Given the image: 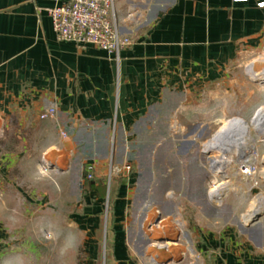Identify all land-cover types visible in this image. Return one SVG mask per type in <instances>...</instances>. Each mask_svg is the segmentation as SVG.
<instances>
[{
    "label": "crops",
    "instance_id": "0c3cea01",
    "mask_svg": "<svg viewBox=\"0 0 264 264\" xmlns=\"http://www.w3.org/2000/svg\"><path fill=\"white\" fill-rule=\"evenodd\" d=\"M66 1L0 0V200L3 171L24 156L60 174V193L72 187L66 216L88 239L87 264H264V189L250 194L264 167L258 178L240 172L251 146L241 179L179 170L176 186L200 193L174 192L157 173L216 121H251L264 105V0H114L130 39L116 54L56 38L47 11ZM50 106L55 115L40 119ZM5 244L0 236V264H16Z\"/></svg>",
    "mask_w": 264,
    "mask_h": 264
},
{
    "label": "rangeland",
    "instance_id": "374dc122",
    "mask_svg": "<svg viewBox=\"0 0 264 264\" xmlns=\"http://www.w3.org/2000/svg\"><path fill=\"white\" fill-rule=\"evenodd\" d=\"M243 118H246L244 120L248 125L246 141L249 146L252 145V149L257 153L258 170L256 176L258 178L261 169L264 167V144L260 130L254 127L249 117ZM222 123L216 121L211 126L209 133L203 132L199 137H195L191 149L186 153H179L177 158L174 155H169L167 160L161 162V168L157 173L166 172L169 175L170 188L174 192H201V186L197 184L182 186L179 189L173 182L178 179L179 170L182 171V177L186 179L201 180L208 178L212 182V180L223 178L222 173L215 171L216 168L213 167L214 172L209 167V158L221 154L216 151L203 152L204 143L216 135L215 133ZM172 124L176 123L173 122ZM5 144H8L7 138ZM176 145H181V143L177 142ZM183 151V148L180 149V152ZM246 151L248 152V150ZM224 154L234 161L239 158L235 148L226 150ZM14 159L3 171L6 179L1 180V194L5 195V201L0 200V225L4 231L7 230V233L0 236L1 242L12 248V257L16 260V264H87L89 257L88 239L86 235L77 233L71 219L66 216L72 211L74 203L72 202L73 189L68 187L69 184L66 183L71 176H66L67 178L63 179L66 186H62L63 191L60 193V174L57 176L55 171L47 170L45 165L41 168L31 169L24 156ZM226 167V173L221 172L227 176L230 174L228 178L241 179L245 177L235 173L237 168L235 171L231 166L227 165ZM262 189L264 186L258 185L250 194L260 193ZM60 211L64 217L60 215ZM136 224L138 223L133 222L132 226H136ZM142 227L145 234L141 233L140 236L142 238L147 237L146 241L151 244L153 242L152 231L150 232L147 222L143 223ZM142 244L144 243L142 242ZM142 244L138 242V245L142 246ZM101 254V259H104V249ZM2 262H4L3 258Z\"/></svg>",
    "mask_w": 264,
    "mask_h": 264
},
{
    "label": "built area",
    "instance_id": "2783aa9c",
    "mask_svg": "<svg viewBox=\"0 0 264 264\" xmlns=\"http://www.w3.org/2000/svg\"><path fill=\"white\" fill-rule=\"evenodd\" d=\"M132 1L136 4L143 0ZM263 4L264 2L259 3ZM47 12L58 40L88 43L115 54L130 44L129 37L121 34L115 24L114 0H68L48 9ZM262 55L264 59V45ZM55 112V106H50L44 109L39 117L45 119L54 116ZM252 157L251 162H245L240 167V172L251 178L256 176L258 170L257 153ZM124 168L129 171L131 166L126 164ZM93 177V170L88 166L84 178L91 180ZM254 184L257 182L254 181ZM147 264H157L155 257L151 256Z\"/></svg>",
    "mask_w": 264,
    "mask_h": 264
},
{
    "label": "bare ground",
    "instance_id": "6f19581e",
    "mask_svg": "<svg viewBox=\"0 0 264 264\" xmlns=\"http://www.w3.org/2000/svg\"><path fill=\"white\" fill-rule=\"evenodd\" d=\"M263 114H264V105L257 112L258 116L254 120V126L258 130H260L262 140H264V117H263ZM247 131H248V125L242 119L237 118V117L225 119L224 122L219 127V129L216 131V133H215L216 135L213 136V138L210 139L208 142L204 143L205 150L216 151L219 154H221L220 156L209 158V162H210V164L214 165V168H216L215 169L216 172L217 171H224L226 173V168H227L226 166L227 165L229 167L231 166L236 171V168L238 166L237 162L242 161V158L245 156L244 153L250 147L246 141L247 140L246 139ZM231 148H235V150L237 152V156H239L237 161H234L232 158H230L229 156H226L224 154L226 152V150L228 151ZM228 184H230V183H228ZM221 185L222 184H216V183L214 185H212V187L209 190L210 193L220 195L222 192V186ZM256 200L259 202V206H260V204H261V206H263L264 194L258 195V198ZM251 217H252V214L247 213L244 216V221H248ZM172 237H174V236H172ZM155 245H157V243H155Z\"/></svg>",
    "mask_w": 264,
    "mask_h": 264
},
{
    "label": "water",
    "instance_id": "95a60500",
    "mask_svg": "<svg viewBox=\"0 0 264 264\" xmlns=\"http://www.w3.org/2000/svg\"><path fill=\"white\" fill-rule=\"evenodd\" d=\"M258 115H257V113L255 114V116L251 119V123L254 125V120H255V118L257 117ZM244 121V120H243ZM245 122V121H244ZM255 127V126H254ZM262 142H263V144H264V140H262ZM203 152H205V153H208L209 152V150H203ZM50 165V164H49ZM209 167L213 170V165L212 164H210L209 163ZM214 171V170H213ZM215 172V171H214Z\"/></svg>",
    "mask_w": 264,
    "mask_h": 264
}]
</instances>
